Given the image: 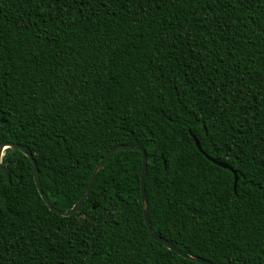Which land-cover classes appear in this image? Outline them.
<instances>
[{"label":"trees","instance_id":"1","mask_svg":"<svg viewBox=\"0 0 264 264\" xmlns=\"http://www.w3.org/2000/svg\"><path fill=\"white\" fill-rule=\"evenodd\" d=\"M7 142L63 211L110 148L140 146L157 234L217 264H264V0H0ZM1 162L0 264H202L151 237L140 150L112 152L67 216L23 152Z\"/></svg>","mask_w":264,"mask_h":264},{"label":"water","instance_id":"2","mask_svg":"<svg viewBox=\"0 0 264 264\" xmlns=\"http://www.w3.org/2000/svg\"><path fill=\"white\" fill-rule=\"evenodd\" d=\"M1 121L5 122V120L3 118H1ZM193 138H194V141H195V144H196L198 150L201 151L209 160H211L212 162H214V163H216V164H218L220 166H223L225 168H229V169H231L233 171V174H234L233 188L236 191V183H237V180H238V176H237L236 171L233 170L232 168H230L229 166H227L226 164H223V163L219 162L218 160L214 159L213 157L208 155L206 152H204L202 150L201 145H200L199 141L197 140V138L196 137H193ZM7 147H15V148H17L18 150L23 152L30 159V161L32 163V166H33V178H34V182H35V185H36V188H37V191H38L39 195L41 196L42 200L45 202V204L49 207V209L51 211H53V212H55L57 214L64 215V216L71 215L72 213H74V212L78 211L79 209H81V207L83 206V201L87 198V196H88V194L90 192V189H91V186H92V183H93V180H94V177H95L97 171L103 165V163L106 161V159L112 154V152H114L116 150H119V149H134L135 148V149L140 150L141 151V156H142L141 175H140V190H141V198H142V202H143V216H144V220H145L146 226H147V228L149 230V233H150L151 237L153 239L161 242L167 248H169L172 251L176 252L180 256L193 259V260H195L197 262H200L202 264H217V263H214V262H212L210 260H207V259H205L203 257H200V256L187 255V254L183 253L179 248H177L175 245H173L167 239H165L164 237H162L159 234H157L153 230V228L151 227L149 216H148V211H147V208H146V199H145V192H144V173H145V169H146V160H147V158H146V153H145L144 149L141 148L140 146L119 144V145H116V146H113L112 148H110L100 158V160L96 164L94 170L92 171V173H91V175L89 177V181H88L87 187H86L85 192L83 193V195L77 200V202L69 210H66V211L59 210V209L53 207L50 204L47 196L45 195V193L43 192V190L41 188V185H40V182H39V178H38L36 162H35L32 154L27 152L22 145H19V144H16V143H8V142L7 143H3V144L0 145V171L7 177V180L10 182V175H9V172L3 167L2 162H1L3 151Z\"/></svg>","mask_w":264,"mask_h":264},{"label":"snow or ice","instance_id":"3","mask_svg":"<svg viewBox=\"0 0 264 264\" xmlns=\"http://www.w3.org/2000/svg\"><path fill=\"white\" fill-rule=\"evenodd\" d=\"M229 3H231V0H229ZM105 211H107L109 215L111 214V210H105ZM226 260H227V264H232V260L230 257H226Z\"/></svg>","mask_w":264,"mask_h":264}]
</instances>
